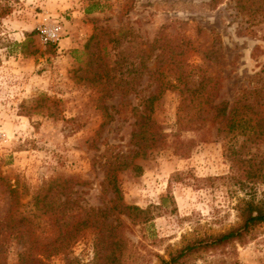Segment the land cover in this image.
<instances>
[{
  "label": "rangeland",
  "instance_id": "1",
  "mask_svg": "<svg viewBox=\"0 0 264 264\" xmlns=\"http://www.w3.org/2000/svg\"><path fill=\"white\" fill-rule=\"evenodd\" d=\"M97 1L98 12L87 15L89 0H0L9 7L8 14L0 15V175L29 192L73 178V197L85 208L110 207L113 196L103 186L101 166L133 148L131 109L155 92L150 72H163L164 82L174 80L170 58L179 53L182 62L215 76L220 99L232 101L264 66L261 0H243L249 8L245 12L237 0ZM55 26L60 40L46 43L40 30ZM122 27L135 37L121 49L129 61L145 50L149 70L136 79L135 91L126 99L119 93L106 97L90 85L91 75L84 71L89 54L114 61L110 38ZM156 38L163 51L147 48ZM132 69L125 62L127 82L135 80L128 74ZM178 104L173 90L153 104L156 131L165 140L133 160L138 173L129 168L116 175L123 204L143 210L146 219L131 224L120 217L126 242L122 264H159L195 238L240 224L237 207L242 201L264 199V141L247 142L241 135L219 138L217 126L209 122L202 131H177ZM176 132L184 156L175 151ZM7 208L8 200L0 194V220ZM5 239L8 244L12 238ZM91 240L85 233L66 256L49 258L48 264L88 262ZM215 260L264 264V224L243 243L194 254L186 264Z\"/></svg>",
  "mask_w": 264,
  "mask_h": 264
},
{
  "label": "trees",
  "instance_id": "2",
  "mask_svg": "<svg viewBox=\"0 0 264 264\" xmlns=\"http://www.w3.org/2000/svg\"><path fill=\"white\" fill-rule=\"evenodd\" d=\"M242 1L237 0L236 6L240 12H245L249 8L246 9ZM99 6L97 0H89L84 12L87 15L93 14L98 12ZM260 6L264 11V0H261ZM8 13L9 7L0 5V15ZM112 35L110 42L112 50L116 52L114 61L107 63L101 56L96 58L94 54H89L90 58L85 61L84 71L85 74L91 75L90 85L99 88L104 92L103 95L112 97L119 93L121 98L126 99L135 91L138 82L136 79L149 71L148 54L144 53L145 50H140L133 60L129 61L121 46L124 42L131 41L135 37L134 33L127 27H122L119 31L112 32ZM94 39L91 38V41ZM12 44L25 47L24 43ZM147 48L152 52L157 48L164 50L158 38L147 44ZM174 57H179V60L176 62ZM174 57L170 58L173 68L169 69L175 72L174 80L164 82L163 72L157 69L156 72H150L153 75L151 81L155 85V92L144 96L139 106L131 109L135 117L130 141L133 148L126 155L116 153L101 166L104 175L103 186L113 196L109 201L110 207L85 208L80 205L78 198L73 197L77 194L73 188L76 182L73 178L54 180L43 184L34 192H29L19 181L11 184L0 175V194L8 200V208L0 220V264H8L9 261L14 264H48L49 258L66 256L85 233L92 239L91 259L86 263L69 260L65 264H122L126 242L122 232L125 224L120 217L125 216L131 224L144 223L146 219L143 210L123 204L116 175L129 168L138 173L140 167L135 165L133 160L144 158L155 144L165 140V135L156 131V121L152 114L153 104L167 91L173 90L179 94L177 131H202L205 123L209 122L217 126L216 136L219 138L232 135L235 139L241 135L247 142L264 141V66L251 77L248 85L242 86L233 100L229 101L220 99L217 92L219 83L215 76L200 67L182 62L179 53ZM125 62L126 66L133 68L128 74L132 73L136 81L125 80ZM196 76L199 79L193 81ZM254 80H258L256 83L260 85L257 86ZM101 109L105 107L101 106ZM177 136L176 132L175 151L184 156L185 147ZM28 196L29 199L23 204L22 200ZM22 208L28 211L24 212ZM237 211L240 224L222 233L195 238L169 254L167 260L161 259L159 264H186L187 259L194 254L228 249L233 244L243 243L257 226L264 224V199L244 200L238 205ZM7 237L12 238L8 244L5 243ZM208 264L237 262L215 260Z\"/></svg>",
  "mask_w": 264,
  "mask_h": 264
},
{
  "label": "built area",
  "instance_id": "3",
  "mask_svg": "<svg viewBox=\"0 0 264 264\" xmlns=\"http://www.w3.org/2000/svg\"><path fill=\"white\" fill-rule=\"evenodd\" d=\"M59 27H51L40 30V37L46 42L56 43L60 40Z\"/></svg>",
  "mask_w": 264,
  "mask_h": 264
}]
</instances>
